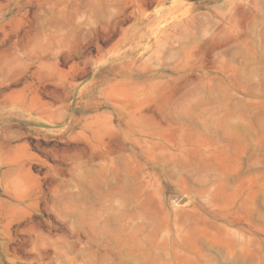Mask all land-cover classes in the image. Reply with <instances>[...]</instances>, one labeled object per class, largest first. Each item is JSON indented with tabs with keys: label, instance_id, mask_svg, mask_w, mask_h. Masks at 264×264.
<instances>
[{
	"label": "rangeland",
	"instance_id": "1",
	"mask_svg": "<svg viewBox=\"0 0 264 264\" xmlns=\"http://www.w3.org/2000/svg\"><path fill=\"white\" fill-rule=\"evenodd\" d=\"M0 264H264V0H0Z\"/></svg>",
	"mask_w": 264,
	"mask_h": 264
}]
</instances>
